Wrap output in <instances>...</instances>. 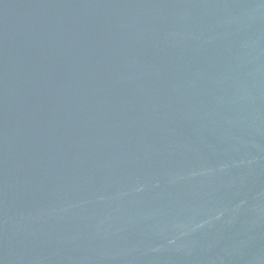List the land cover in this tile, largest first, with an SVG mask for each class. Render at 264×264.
Wrapping results in <instances>:
<instances>
[{
    "label": "water",
    "instance_id": "obj_1",
    "mask_svg": "<svg viewBox=\"0 0 264 264\" xmlns=\"http://www.w3.org/2000/svg\"><path fill=\"white\" fill-rule=\"evenodd\" d=\"M0 264H264V0H0Z\"/></svg>",
    "mask_w": 264,
    "mask_h": 264
}]
</instances>
